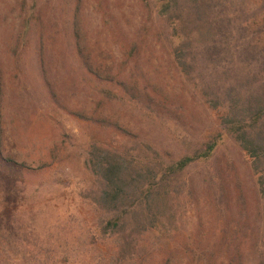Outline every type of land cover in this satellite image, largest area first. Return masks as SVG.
Instances as JSON below:
<instances>
[{
    "label": "rangeland",
    "instance_id": "374dc122",
    "mask_svg": "<svg viewBox=\"0 0 264 264\" xmlns=\"http://www.w3.org/2000/svg\"><path fill=\"white\" fill-rule=\"evenodd\" d=\"M21 1L0 0V226L21 229L25 254L50 250L60 254L58 264H66L73 260L68 253L76 245L78 229L71 215L83 211L77 193L95 183L87 161L90 136L95 134L81 118H105L174 159L184 154L178 134L203 142L222 131L219 114L201 101L169 58L164 22L155 13L149 17L141 0H27L32 25L18 48L26 15L20 12ZM119 43L135 49L123 68ZM79 50L94 71L151 97L160 120L176 133L139 107L104 98L101 89H111L109 82L84 67ZM96 137L116 139L109 130ZM210 164L221 171L228 209L217 211L208 199L203 165L190 167L185 177L193 194L171 203L170 233L151 234L143 264H222L241 220L246 226L242 264H255L250 246L261 204L250 161L223 133ZM188 247L204 254L195 260Z\"/></svg>",
    "mask_w": 264,
    "mask_h": 264
},
{
    "label": "trees",
    "instance_id": "16d2710c",
    "mask_svg": "<svg viewBox=\"0 0 264 264\" xmlns=\"http://www.w3.org/2000/svg\"><path fill=\"white\" fill-rule=\"evenodd\" d=\"M141 1L149 17L155 13L164 22L168 29L169 58L178 73L192 84L201 101L219 114L222 133L203 142L178 134L176 140L184 154L174 159L170 153L105 118H81L95 134L90 136L87 160L95 183L77 193L83 211L71 215L78 229L76 245L68 253L76 260L73 257L66 264H143L151 234L170 233L171 203L193 194L192 184L185 177L186 170L192 166L203 165L208 199L217 211L227 210L230 197L221 171L212 169L210 164L223 133L231 136L249 159L256 178L261 205L253 225L250 248L255 264H264V0ZM26 5L27 0H22L20 12L26 15L17 36L18 48L23 46V38L32 25L33 9L27 11ZM119 48L123 68L135 49L122 43ZM79 56L91 74L109 82L111 89H101L104 98L139 107L141 113L157 119L162 127L171 131L166 120H160L161 113L151 97L143 96L126 82L94 71L81 50ZM113 87L123 94L119 95ZM139 99L142 102H138ZM107 130L115 140L103 141L96 137L99 131ZM9 161L30 169L23 163ZM235 188L238 208L243 215V199L237 182ZM239 223L231 240H226L230 242L222 264H242L241 234L246 226L242 220ZM2 241L8 248L1 247ZM23 243L19 227L8 230L0 226V264H58L60 254L44 250L41 254L27 255ZM188 251L195 260L204 254L189 247ZM62 253L67 256L65 249ZM13 256L16 257L13 259Z\"/></svg>",
    "mask_w": 264,
    "mask_h": 264
}]
</instances>
